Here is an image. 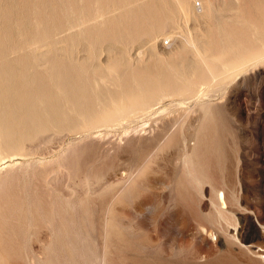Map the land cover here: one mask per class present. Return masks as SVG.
Returning a JSON list of instances; mask_svg holds the SVG:
<instances>
[{
	"label": "rangeland",
	"instance_id": "374dc122",
	"mask_svg": "<svg viewBox=\"0 0 264 264\" xmlns=\"http://www.w3.org/2000/svg\"><path fill=\"white\" fill-rule=\"evenodd\" d=\"M0 52L68 62L97 117L153 96L101 140L55 85L63 127L0 120V264H264V0H0Z\"/></svg>",
	"mask_w": 264,
	"mask_h": 264
},
{
	"label": "bare ground",
	"instance_id": "6f19581e",
	"mask_svg": "<svg viewBox=\"0 0 264 264\" xmlns=\"http://www.w3.org/2000/svg\"><path fill=\"white\" fill-rule=\"evenodd\" d=\"M176 2H178V1H176ZM178 5H179V3H178ZM181 6H182V3H181ZM181 6H179V7H181ZM179 10H181V9H179ZM137 12H139V11H137ZM167 12H168V10H167ZM183 13H184V11H183ZM185 18H186V16H185ZM159 26H160V23L156 22L155 26L152 29H150L147 33L153 34V31L155 29L159 28ZM190 42H191V37H190ZM43 45H47V44H43ZM192 46H194V45L192 44ZM39 49H41V47ZM36 50L37 49H35V51ZM193 53H194V56L195 55L197 56V55H199L200 52L198 54H195V52H193ZM183 55H185V50H181L177 54V57L174 58L171 62L175 63V64L178 63L177 59H180L181 56H183ZM56 56L57 55L52 54L51 58L49 59V61L51 62V64H53V66H52V70L48 73V80H47L46 78L44 79V77L41 74H39V72L36 70L31 71L30 72L31 75L26 73V72H23L22 74L17 73L14 69L15 66L12 63H10L9 61H7V59L5 60L3 57V54H1V52H0V120L2 122L1 123V128L3 130L2 135H3L4 139L7 141V144L14 145L17 137H19V136L23 137V136L27 135V133H25V131L21 132L19 130L22 128H24V130L28 129L30 132H36L37 133V132L47 128L48 124H46V121H50V122L54 123V125L58 128L63 127L62 123L64 122V120L61 121L62 120L61 115L63 112L60 111V109H59V107L61 105V103H60L61 97L57 96L55 93L50 91L51 90L50 87H53L54 85H55L57 91L59 92V94L61 96L68 97L76 105V107L78 108L77 109L78 111L85 113V119H83V122H81L80 124H78L76 121L74 122L73 120L70 119V120H68L69 121L68 125H66V127L70 128L71 130H79L80 129L79 131H81L83 134V135H81L82 138L81 137L79 138L80 140L81 139L85 140L86 138H87V140H88V138H91V139L92 138L93 139L99 138L100 139L102 134H99V132L97 131L98 127H100V126L103 127L102 125H106V126L113 125V124L117 123V121L120 118H122L124 116H127L128 118L132 117L133 114L136 113V111H138L140 109H144V108L146 109L149 106V100L153 96L146 98V99L136 100L131 105H128L125 108H123L119 113H116V114L111 113L105 119L100 117V116L97 117L95 114L91 115L90 113L93 112V105H92L91 99L88 97L89 94H88L87 88H86L87 87L86 81L87 82L90 81V77L80 80L79 83H81V84L74 83V81L72 79V76L74 74V68L68 62H66L64 60L56 59ZM199 57H200V55H199ZM260 58H262V57H260ZM19 59H21V58L19 57ZM184 69H186V68H184ZM206 69H207V67H206ZM210 75H211V73H210ZM145 76H146V74H145ZM215 76H217V75H215ZM144 79H145V77H144ZM150 79L162 81L165 79V77H163V72H159V74H153V76ZM98 94L103 95V92H100ZM37 100H41L42 102H44L41 107L37 106V104H36ZM190 108H191V106H190ZM188 111H190L189 108H188ZM199 112H201V111L199 110ZM187 113L188 112H186L185 115ZM148 117H149V115H148ZM177 117H176V119H177ZM129 119H132V118H129ZM174 121H175V119H174ZM153 124H154V122H153ZM171 126L175 127L174 125H171ZM101 127H100V129H101ZM169 127H170V124H169ZM169 127H167V128H169ZM102 131H103V129H102ZM102 131H100V133ZM107 131H108V129H107ZM127 131H128V129H127ZM130 131L132 133L128 132L127 135H129V133H130V134H132L131 136H133V137L137 136L138 139H139L138 136L141 137V135H139V133L135 129L130 130ZM171 131H172V129L170 127L169 132H171ZM96 132H98V134ZM164 132L167 133L168 131H164ZM166 133H164V136H162V138L160 139L158 146L161 145V143H163V140L169 134V133H167V134ZM125 135H126V133H125ZM133 137H131L130 139H132ZM79 139L77 140V142L79 141ZM127 139H125V140H127ZM96 140H98V139H96ZM153 143H154V141H153ZM72 144H73V142H72ZM113 144H112V147L115 146L117 143H115L114 145ZM118 144H120V143H118ZM152 145H155V144H152ZM105 146L107 147L108 144ZM149 146H150V144H149ZM115 147H117V146H115ZM111 150H112V148H111ZM66 153H68V152H66ZM150 154H151V152H150ZM134 173H135V171H134ZM0 176L2 177L1 174H0ZM6 178H8V177H6ZM3 179H4V177H3ZM4 181H5V179H4ZM1 187H4V186H1ZM0 191H1V189H0ZM3 191H4V188H3ZM6 197H8V196H6ZM216 197L219 201L224 202L223 201V192L221 190L217 191ZM2 201H4V200H2Z\"/></svg>",
	"mask_w": 264,
	"mask_h": 264
},
{
	"label": "built area",
	"instance_id": "2783aa9c",
	"mask_svg": "<svg viewBox=\"0 0 264 264\" xmlns=\"http://www.w3.org/2000/svg\"><path fill=\"white\" fill-rule=\"evenodd\" d=\"M196 4H198V3H196ZM168 43V40L167 39H164L163 40V44H167Z\"/></svg>",
	"mask_w": 264,
	"mask_h": 264
}]
</instances>
